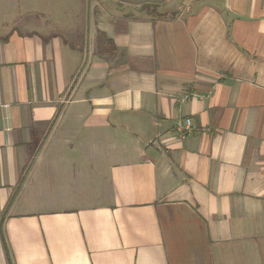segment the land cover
I'll return each mask as SVG.
<instances>
[{"label": "crops", "instance_id": "1", "mask_svg": "<svg viewBox=\"0 0 264 264\" xmlns=\"http://www.w3.org/2000/svg\"><path fill=\"white\" fill-rule=\"evenodd\" d=\"M75 2L0 0V264H264V0Z\"/></svg>", "mask_w": 264, "mask_h": 264}, {"label": "rangeland", "instance_id": "2", "mask_svg": "<svg viewBox=\"0 0 264 264\" xmlns=\"http://www.w3.org/2000/svg\"><path fill=\"white\" fill-rule=\"evenodd\" d=\"M76 0H70V1H67L64 0V7H65V11H68V10H74V8L77 7V3L75 2ZM68 9V10H67ZM61 19L60 21H63V23H61L63 26H66L68 25V23H66V21L64 20V18H66L67 16H60Z\"/></svg>", "mask_w": 264, "mask_h": 264}, {"label": "built area", "instance_id": "3", "mask_svg": "<svg viewBox=\"0 0 264 264\" xmlns=\"http://www.w3.org/2000/svg\"><path fill=\"white\" fill-rule=\"evenodd\" d=\"M191 129V123L189 118L182 119L178 124V130L182 133L189 131Z\"/></svg>", "mask_w": 264, "mask_h": 264}, {"label": "trees", "instance_id": "4", "mask_svg": "<svg viewBox=\"0 0 264 264\" xmlns=\"http://www.w3.org/2000/svg\"><path fill=\"white\" fill-rule=\"evenodd\" d=\"M165 16V15H164Z\"/></svg>", "mask_w": 264, "mask_h": 264}]
</instances>
